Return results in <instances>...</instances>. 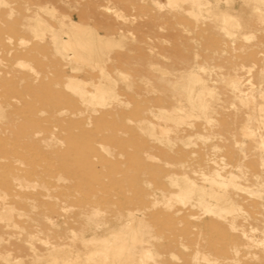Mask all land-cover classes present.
Masks as SVG:
<instances>
[{"label":"rangeland","instance_id":"obj_1","mask_svg":"<svg viewBox=\"0 0 264 264\" xmlns=\"http://www.w3.org/2000/svg\"><path fill=\"white\" fill-rule=\"evenodd\" d=\"M0 264H264V0H0Z\"/></svg>","mask_w":264,"mask_h":264},{"label":"bare ground","instance_id":"obj_2","mask_svg":"<svg viewBox=\"0 0 264 264\" xmlns=\"http://www.w3.org/2000/svg\"><path fill=\"white\" fill-rule=\"evenodd\" d=\"M258 1V0H257ZM226 16V15H225ZM226 18V17H225ZM231 18V17H230ZM228 20H229V16H228ZM230 21H228L229 23ZM72 23V22H71ZM227 23V22H226ZM81 25H76L75 23H72L71 25V34L70 36H68V40L66 41H62L61 42V48L62 51L65 52L66 57L68 58V54L69 52H71L73 59L77 60V61H81L84 63H89L91 60H94V55H95V48L98 47H102L103 46H108L109 45V40L108 42H106L104 40L105 37H101L103 38V40L106 42L104 43L102 40L99 39V37H97L98 35H93L90 34L91 32H89L87 29H83L82 27H80ZM89 32V33H88ZM70 33V32H69ZM97 49V51H99ZM107 49V47H106ZM102 51V50H101ZM98 52H96L97 54ZM102 53V52H100ZM98 55V54H97ZM100 55V54H99ZM101 56V55H100ZM98 57V56H97ZM96 58V57H95ZM101 58V57H100ZM98 59V58H97ZM74 60V61H75ZM96 60V59H95ZM102 61V60H101ZM96 62V61H95ZM90 64V63H89ZM88 64V65H89ZM92 65V64H91ZM197 81V80H196ZM198 82V81H197ZM232 85V84H231ZM173 111V110H172ZM178 111V110H177ZM166 115V114H165ZM164 130V129H163ZM132 239V238H131ZM105 248V247H104ZM103 248V249H104ZM108 251V249H105ZM105 254V253H104ZM91 257V255H89ZM89 257V258H90ZM76 260V259H75Z\"/></svg>","mask_w":264,"mask_h":264}]
</instances>
